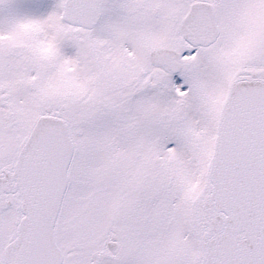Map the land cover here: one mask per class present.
I'll return each instance as SVG.
<instances>
[{"label":"snow or ice","instance_id":"obj_1","mask_svg":"<svg viewBox=\"0 0 264 264\" xmlns=\"http://www.w3.org/2000/svg\"><path fill=\"white\" fill-rule=\"evenodd\" d=\"M0 264H264V0H0Z\"/></svg>","mask_w":264,"mask_h":264}]
</instances>
